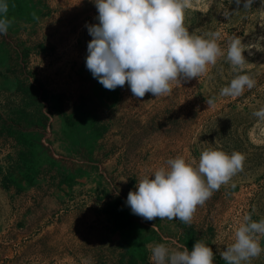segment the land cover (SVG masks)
I'll use <instances>...</instances> for the list:
<instances>
[{
	"label": "rangeland",
	"instance_id": "obj_1",
	"mask_svg": "<svg viewBox=\"0 0 264 264\" xmlns=\"http://www.w3.org/2000/svg\"><path fill=\"white\" fill-rule=\"evenodd\" d=\"M5 2L12 23L0 34V264H150L157 244L183 250L187 229L193 245L213 249V264H226L220 253L234 242L243 216L264 218V121L253 115L264 107V0L249 9L244 0H191L185 27L195 35L220 33L225 57L198 78L173 82L170 95L146 93L142 100L127 84L105 89L86 67V25L99 23L94 0ZM233 36L252 46L243 53V72L226 61ZM245 72L254 88L238 97L219 94ZM27 85L37 89L38 102L26 97ZM42 90L47 100L39 98ZM53 94L72 116L70 125L53 112ZM85 115L93 116L99 136ZM206 149L246 159L243 171L197 206L190 225L132 213L127 196L142 176L178 156L198 163ZM112 210L136 230L143 260H129ZM251 264H264V252Z\"/></svg>",
	"mask_w": 264,
	"mask_h": 264
},
{
	"label": "clouds",
	"instance_id": "obj_2",
	"mask_svg": "<svg viewBox=\"0 0 264 264\" xmlns=\"http://www.w3.org/2000/svg\"><path fill=\"white\" fill-rule=\"evenodd\" d=\"M237 6L241 0H235ZM98 24L86 25L92 36L88 43L86 67L107 90L125 84L137 100L146 93L155 97L170 95L172 83L198 78L214 66L225 51L217 42L220 33L204 36L190 33L184 25L185 10L191 0H94ZM253 0H244V9ZM8 4L0 0V34L7 35L12 23L7 18ZM229 14V13H228ZM226 14V17L227 15ZM208 37V38H205ZM252 47L233 36L227 46L226 61L233 71L243 72L247 63L244 51ZM256 81L248 75H236L220 90L221 96L238 97L251 90ZM206 103L213 106L214 99ZM264 121V107L253 113ZM245 156L233 151L206 149L199 161L170 158L167 167L142 176L135 191H129L126 205L134 215L152 221L178 219L190 225L197 206H202L222 185L243 171ZM154 177V178H152ZM119 194L118 192L116 193ZM264 218L254 221L243 216L234 231V242L220 253L226 264H251L264 248ZM150 264H213V249L196 241L191 252L157 244L150 248Z\"/></svg>",
	"mask_w": 264,
	"mask_h": 264
},
{
	"label": "trees",
	"instance_id": "obj_3",
	"mask_svg": "<svg viewBox=\"0 0 264 264\" xmlns=\"http://www.w3.org/2000/svg\"><path fill=\"white\" fill-rule=\"evenodd\" d=\"M19 87V86H18ZM27 88H24V93H26V97H29L33 101H37L36 96L38 95L37 89L33 85H27ZM39 98L41 100H47L48 95L45 91L42 90V92L39 95ZM51 98L56 102L57 107L54 109L53 112L57 113L63 121L67 124H71V115L67 114L63 111L61 104H60V96L57 94L51 95ZM38 102V101H37ZM44 120V114H40V117L38 119ZM86 121L88 122L89 128L91 129L92 133L95 136L100 135V130L98 126L96 125V121L93 119V116L91 115H85ZM112 219H113V229L117 231L118 233V241L124 251L127 253L129 260H133L135 257L142 259L145 257L144 250L142 248L136 247V244H138V239H135L134 236L136 235V230L129 224L126 223V221H123V217L120 216L119 210H112ZM192 230L187 229L184 236V245L189 248L193 249V237H192ZM216 260L221 263V259L216 257Z\"/></svg>",
	"mask_w": 264,
	"mask_h": 264
}]
</instances>
